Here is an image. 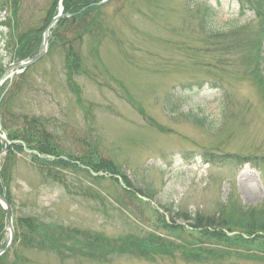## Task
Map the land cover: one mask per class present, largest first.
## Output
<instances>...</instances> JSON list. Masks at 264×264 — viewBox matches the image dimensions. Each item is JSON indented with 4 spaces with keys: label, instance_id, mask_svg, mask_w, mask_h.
I'll use <instances>...</instances> for the list:
<instances>
[{
    "label": "rangeland",
    "instance_id": "1",
    "mask_svg": "<svg viewBox=\"0 0 264 264\" xmlns=\"http://www.w3.org/2000/svg\"><path fill=\"white\" fill-rule=\"evenodd\" d=\"M192 1L107 3L100 16L109 30L97 48L101 63L97 61L94 68L93 45L85 39L81 55L90 76L75 78L79 92L66 82L61 55L53 53L34 66L9 115L1 118L6 135L14 132L12 126L22 125L19 109L43 118L61 152L79 157L89 148L98 159L113 162L133 193L135 189L153 195L150 207L166 213L169 222L189 233L180 237L157 226L153 210L126 196L120 184L108 177L95 182L85 174L57 170L59 183L31 161V153L12 152L0 157V176L3 168L10 170L6 193L14 234L17 220L36 217L46 224L111 239L130 235L143 239L154 233L162 244L172 246L152 261L131 255H110L106 261L64 260L53 252L18 246L23 264H264L263 258L244 257L241 249L219 246L220 257H204L197 263L187 258L197 253L185 257L177 247L195 243L192 223L182 214H216L230 195L245 208L264 202V175L259 177L249 168L237 172L204 165L201 160L204 154L264 156V99L248 65V56H254L251 29L258 21L252 10L239 20L237 14L250 8L239 12L236 0H200V6ZM52 3L20 0L18 32L41 28ZM0 8V22H5L10 9ZM206 8L214 10L206 27L223 34L218 38L208 40L198 29ZM0 31V66L5 69L12 62L4 51L10 31L8 27ZM260 68L264 77V63ZM17 79L15 75L4 84L0 101L17 86ZM200 82L207 89H197ZM168 101L170 106L181 103L172 112ZM190 115L199 122L187 118ZM255 162L264 166L263 161ZM0 224L6 243V217L1 213Z\"/></svg>",
    "mask_w": 264,
    "mask_h": 264
},
{
    "label": "trees",
    "instance_id": "2",
    "mask_svg": "<svg viewBox=\"0 0 264 264\" xmlns=\"http://www.w3.org/2000/svg\"><path fill=\"white\" fill-rule=\"evenodd\" d=\"M18 1L20 0L4 1V4L10 8L11 14L6 22L0 23V26H6L10 31L7 37L8 43L5 46V51L11 55V59L22 61L36 53L39 47L41 33L48 22L55 16L59 0H53L50 9L45 14L44 25L41 28H32L22 32H18L19 26L17 27L18 20L16 15L19 11L17 7ZM101 1L62 0L64 13L72 15V17L61 19L50 39V54L61 55L62 67L65 71L67 81L70 84L73 83L72 86H74L77 92L79 91L73 81V77L79 75L89 76L86 61L81 55V47L84 40L87 39L90 45H93L91 56L96 61H99L97 48L106 37V32L109 31L106 27H103L100 21L101 11L104 7H95L93 5ZM109 1L112 2L113 0ZM233 33L232 31L229 34ZM66 34H69L68 38ZM207 34L210 39L218 38V35L213 32H207ZM261 39L254 38L255 41L250 46L252 50L256 46L258 51L254 56H248L250 58L248 60L250 66L256 64L257 67L258 63L256 61L260 53L259 46ZM231 44H228V47ZM256 73V69L253 68L251 75L255 78V82L260 88L264 99V81L260 77L259 72L258 76H256ZM27 77V73L19 76L17 86L7 95L6 99L0 101V128H2L1 118L4 119V117L9 115L10 108L17 95L20 94L22 87L27 85L25 82ZM19 112L18 122H21L22 125L12 126L14 127V132L7 133L8 139L14 142L9 148L8 156L12 152L23 154L26 150L37 153V156H31V161L39 169H42L48 178L59 183H62V180L57 170L85 174L95 182L104 180L102 176L106 174L109 176L111 182L117 183L118 180L116 178L121 179L124 188L121 185H119V188L129 198L136 201H139L137 195L145 196L148 199L153 198V195L144 194L139 190L133 189L135 191L133 193L131 191V184L125 180L123 175H119V169L113 162L98 159L94 150L91 151L88 148L86 152L89 155L85 153L79 155V157L61 152L62 150L59 149L55 140L53 141L52 136L45 130V120L43 118L26 114L22 109H19ZM1 148L2 144L0 143ZM204 159L211 165L242 166L245 164H253L249 162V158L243 160L242 157L238 158L237 156L206 154L204 155ZM11 160L12 158H10ZM10 175V170L6 171L3 168L2 175L0 176V195L8 203L9 197L6 192L10 186ZM0 213L4 217L3 212L0 211ZM154 214L156 215V213ZM180 217L192 223L190 227L193 228L191 230L194 233L193 239L195 243L190 244L186 242L185 244L177 246L178 248H182L185 254H180L185 257L197 253L195 258L194 256L187 257L189 260L193 257V260L199 263L204 257H210L211 259H213L211 256L220 257V250H216L218 246L220 248L241 249L243 256L248 259H258L259 257L264 259V202L256 208H245L230 195L227 197L226 202L220 205L219 212L216 214L204 215L201 212H197L193 217L188 214H182ZM155 224L164 230H172L173 234L180 237L184 233H189L184 227L174 225L172 220L170 222L166 221L163 216H156ZM2 229L3 226L0 224V249L6 244L2 237ZM178 243L181 244V242ZM13 246L14 249L11 253L9 252L0 258V264H23L24 258L18 254L16 249L18 246L22 249L27 248L53 252L64 260L80 258L90 261H106L110 255H131L152 261L156 256H162V250L169 252L172 248V246L168 247L162 244L160 236H155L154 233L147 235L143 239H138L133 235L119 239H111L102 234L90 235L81 233L76 229L56 226L55 224H46V222L44 223V221L36 217H24L17 220Z\"/></svg>",
    "mask_w": 264,
    "mask_h": 264
},
{
    "label": "water",
    "instance_id": "3",
    "mask_svg": "<svg viewBox=\"0 0 264 264\" xmlns=\"http://www.w3.org/2000/svg\"><path fill=\"white\" fill-rule=\"evenodd\" d=\"M59 18H60V16L53 19L52 22L50 23V25L48 26L47 30L50 27H52L53 25H55ZM46 49H47V40H46V36L43 35L41 46H40L38 54L33 56L30 60L26 61L25 63H17V64L9 66L0 77V86L3 83L5 77L9 73H11L13 70L26 69L29 66L33 65L34 63H36L45 54ZM0 141L3 142V144H4V149L0 153V155H1V154L6 153L9 143L6 140V138L2 137L1 135H0ZM0 204L4 206V210H5V213L7 216L8 229H9L10 234H11L10 242H9L8 246L2 252H0V255H1L8 250L10 243L12 242V239H13V233H12V225H11V218L12 217H11L10 208H9L8 204L6 203V201L1 197H0Z\"/></svg>",
    "mask_w": 264,
    "mask_h": 264
}]
</instances>
